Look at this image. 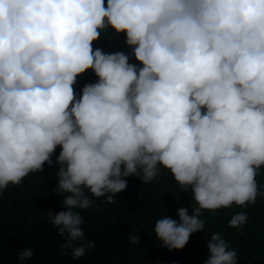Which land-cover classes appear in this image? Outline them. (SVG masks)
Wrapping results in <instances>:
<instances>
[{
  "label": "clouds",
  "instance_id": "clouds-1",
  "mask_svg": "<svg viewBox=\"0 0 264 264\" xmlns=\"http://www.w3.org/2000/svg\"><path fill=\"white\" fill-rule=\"evenodd\" d=\"M102 33L126 34L131 52L94 48ZM89 69L99 79L78 93ZM45 163L59 165L67 209L45 213L73 259L96 247L77 209L114 203L130 176L170 170L195 200L191 215L156 220L169 251L207 231L204 210L264 199V0H0V195ZM248 220L238 212L228 227ZM207 247L204 264H238L220 232Z\"/></svg>",
  "mask_w": 264,
  "mask_h": 264
},
{
  "label": "trees",
  "instance_id": "trees-1",
  "mask_svg": "<svg viewBox=\"0 0 264 264\" xmlns=\"http://www.w3.org/2000/svg\"><path fill=\"white\" fill-rule=\"evenodd\" d=\"M125 40L126 34L109 39L102 33L93 45L105 52L130 53ZM129 62L140 64L134 55ZM98 79L89 69L77 77L78 82L73 87L82 94L86 83ZM60 151L61 146H57L53 161ZM44 169V173L29 174L19 185L10 184L0 195V264H21L18 256L25 248H31L34 254L23 264H204L209 255L207 244L215 232H220L237 250L238 264H264V199L259 197L255 205L246 208L233 205L215 211L204 210L202 218L206 220L207 231L193 233L183 249L169 251L163 247L154 233L156 220L165 215L179 220V208L186 207L191 215L192 205H196L191 193H181L167 169L149 184L135 176L127 177V188L117 194L112 204L106 203L105 197L96 198L89 193L92 207L77 211L85 220L82 227L86 239L94 240L96 247L83 257L73 259L71 249L66 255L60 246L66 242L67 234L61 236L45 213L49 209L53 213L67 210L64 197L53 191L58 185L55 173L59 165L45 163ZM256 179L264 184V166ZM241 211L249 216L247 224L240 230L229 228L228 221ZM129 233L139 235L138 244L130 242Z\"/></svg>",
  "mask_w": 264,
  "mask_h": 264
}]
</instances>
